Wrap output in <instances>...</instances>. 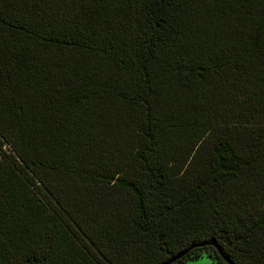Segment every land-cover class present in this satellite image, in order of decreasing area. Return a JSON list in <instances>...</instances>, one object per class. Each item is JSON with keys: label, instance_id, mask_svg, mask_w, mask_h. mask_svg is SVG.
<instances>
[{"label": "trees", "instance_id": "trees-1", "mask_svg": "<svg viewBox=\"0 0 264 264\" xmlns=\"http://www.w3.org/2000/svg\"><path fill=\"white\" fill-rule=\"evenodd\" d=\"M212 238L264 264V0H0V264Z\"/></svg>", "mask_w": 264, "mask_h": 264}, {"label": "water", "instance_id": "water-1", "mask_svg": "<svg viewBox=\"0 0 264 264\" xmlns=\"http://www.w3.org/2000/svg\"><path fill=\"white\" fill-rule=\"evenodd\" d=\"M208 244H213L215 245L218 249L219 252L223 255V257L230 263V264H236L228 255H226L223 251L221 246L219 245L218 241L215 238H212L210 240L202 241V242H197L191 244L189 247L185 248L184 250L178 252L174 256L168 258L167 260L163 261L160 264H170L173 261H176L178 258L182 257L184 254H186L188 251H190L192 248L196 246H203V245H208Z\"/></svg>", "mask_w": 264, "mask_h": 264}, {"label": "crops", "instance_id": "crops-1", "mask_svg": "<svg viewBox=\"0 0 264 264\" xmlns=\"http://www.w3.org/2000/svg\"><path fill=\"white\" fill-rule=\"evenodd\" d=\"M185 264H219L214 257L208 253H204L200 257L190 259Z\"/></svg>", "mask_w": 264, "mask_h": 264}]
</instances>
